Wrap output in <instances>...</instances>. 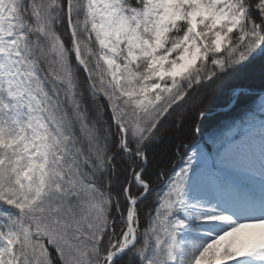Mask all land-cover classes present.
<instances>
[{"label": "snow or ice", "instance_id": "obj_1", "mask_svg": "<svg viewBox=\"0 0 264 264\" xmlns=\"http://www.w3.org/2000/svg\"><path fill=\"white\" fill-rule=\"evenodd\" d=\"M257 63L264 0H0V264H264V97L148 171L189 95Z\"/></svg>", "mask_w": 264, "mask_h": 264}, {"label": "trees", "instance_id": "obj_2", "mask_svg": "<svg viewBox=\"0 0 264 264\" xmlns=\"http://www.w3.org/2000/svg\"><path fill=\"white\" fill-rule=\"evenodd\" d=\"M208 86L210 85L201 87L189 95L187 100L180 108L184 107L196 92L204 91V89H206ZM219 86H222V92L211 89L209 93L201 95L203 101L206 100V96H209L207 97V102H205L206 104L208 103L207 108H203V110L201 107H197L195 105L193 111L194 113L192 115H188L186 119H183L182 129H178V136L181 138L180 140L175 139L174 141H163L162 138L159 143L150 146L149 159L151 163L148 165L149 173L153 174L154 176L161 169L170 170L173 167L179 166L180 162L176 153V145L179 144L181 140L183 143L190 144L192 146H196L198 144L200 147H205V144L207 143L208 145H212L214 147L213 140L222 138L223 135L226 134V128H233L234 126L239 125L244 114L249 109L254 108L258 112L260 98L264 97V93L256 91L264 89V67H262L259 63L252 65L249 68L243 70L241 75L226 79L224 83L222 82ZM239 87L250 89L252 92L244 91L245 94L239 100H236L231 107L225 110H216L218 107L227 105L232 97V92ZM205 103L203 106H205ZM176 110L171 116L168 117V120L163 125L162 134H164L165 126L169 132L177 130L176 121L178 116L176 115V117H174ZM185 110L187 112L186 107ZM200 110L206 114L202 120L197 119ZM197 123L199 124L201 135L200 141H198V143H194L195 139H197V133L195 131ZM184 151L185 149H181V154ZM205 151L207 152L206 147ZM153 183L158 184L160 182L154 180ZM145 203H148V201ZM140 207L143 213L145 208L143 205Z\"/></svg>", "mask_w": 264, "mask_h": 264}, {"label": "rangeland", "instance_id": "obj_3", "mask_svg": "<svg viewBox=\"0 0 264 264\" xmlns=\"http://www.w3.org/2000/svg\"><path fill=\"white\" fill-rule=\"evenodd\" d=\"M241 75V73L239 74ZM225 81V80H224ZM223 81V83H224ZM222 82H216L215 84H212L208 87H206V89H204V91H199V92H196L194 94V96H192L189 101L186 103V105L182 108H179L176 110V114L174 115V117L179 116L181 113H183V119H186L188 117V115H192L194 112V106L196 105L197 107H201L202 109L203 108H207L208 106V103L206 104L205 102H207V97L209 96H206V100L203 101V99L201 98V95H205V93H209V91L211 89H213L214 91L217 90V91H221L222 92V86H219ZM221 87V88H220ZM220 92V93H221ZM220 95V94H219ZM203 101V102H202ZM202 102V103H201ZM205 103V106H203V104ZM185 107L187 109V112L185 110ZM204 110V109H203ZM185 111V112H184ZM201 111V110H200ZM177 128V127H176ZM179 135V131L178 129L176 131H173V132H169L167 130V127L165 126L164 127V134H162V138H163V141H174L175 140V137Z\"/></svg>", "mask_w": 264, "mask_h": 264}, {"label": "bare ground", "instance_id": "obj_4", "mask_svg": "<svg viewBox=\"0 0 264 264\" xmlns=\"http://www.w3.org/2000/svg\"><path fill=\"white\" fill-rule=\"evenodd\" d=\"M199 135H201V132L199 131Z\"/></svg>", "mask_w": 264, "mask_h": 264}]
</instances>
